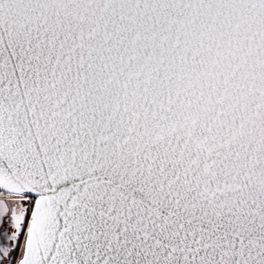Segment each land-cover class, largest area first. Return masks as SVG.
I'll return each instance as SVG.
<instances>
[{"label":"snow or ice","instance_id":"snow-or-ice-1","mask_svg":"<svg viewBox=\"0 0 264 264\" xmlns=\"http://www.w3.org/2000/svg\"><path fill=\"white\" fill-rule=\"evenodd\" d=\"M0 264H264V0H0Z\"/></svg>","mask_w":264,"mask_h":264}]
</instances>
